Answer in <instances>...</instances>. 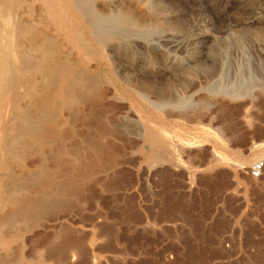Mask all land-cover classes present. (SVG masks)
I'll list each match as a JSON object with an SVG mask.
<instances>
[{
  "label": "rangeland",
  "instance_id": "rangeland-1",
  "mask_svg": "<svg viewBox=\"0 0 264 264\" xmlns=\"http://www.w3.org/2000/svg\"><path fill=\"white\" fill-rule=\"evenodd\" d=\"M61 1L68 38L88 44L100 70V134L88 104H74L59 111L53 144L9 163L20 181L36 172L50 185L28 186L26 198L62 187L72 204L3 230L12 210L0 205V264H264V173L250 176L264 162V0H147L141 13L138 0H99L101 16L151 12L160 24L112 43V54L94 48ZM141 81L157 90L152 105L134 92Z\"/></svg>",
  "mask_w": 264,
  "mask_h": 264
},
{
  "label": "bare ground",
  "instance_id": "bare-ground-1",
  "mask_svg": "<svg viewBox=\"0 0 264 264\" xmlns=\"http://www.w3.org/2000/svg\"><path fill=\"white\" fill-rule=\"evenodd\" d=\"M33 1L26 3V0H0V205L2 207L8 204L12 210L3 218L2 230L13 226L16 222L26 226L34 217L42 216L57 205L69 208L72 204V201L63 195L62 187L56 189L54 195L48 198H26L23 194L28 186H35L36 192L45 193L49 190V183L44 182L36 172L29 173L23 181H20V176L11 173L8 167L11 162H17V165L21 163L24 154L35 147L53 144L51 138L60 133L62 127V124L59 127L57 123L59 111L71 109L74 104L87 103L92 110L89 120L92 131L100 132V70L91 67L92 59L87 55L91 49L88 50V44L75 46L68 38L71 36L68 28L72 25L70 26L71 23L66 19L65 12L68 6L64 1ZM98 1L69 0V7L74 12L75 24L80 25L83 31L89 34L92 45L97 50L104 49L111 53L109 46L114 42L121 43L126 35L141 39L150 34L149 32H157L160 24L151 16L150 11L151 15L145 14L139 18L121 9L101 16L95 6ZM146 4H148L147 0H138L133 3V7L141 13L145 10ZM147 6L150 7V4ZM110 7L113 5L109 3ZM34 10L39 14L38 20L32 17ZM133 38L132 41L135 40ZM105 58L113 67L110 56L107 54ZM140 86L141 93L139 89L135 91V88V94L146 104L152 105L148 95L156 94L157 90L151 89L145 81H141ZM261 93L264 95V91L261 90ZM79 121L84 124L88 120L86 117L80 120L79 117ZM74 135L72 130L67 133L69 139ZM147 140L150 141L149 138ZM76 151L72 155L74 164L65 172V179L72 188H74L73 175L76 174V161H81L79 153L81 150ZM41 160L42 157L38 155V162ZM0 210L2 211L3 208ZM57 251L60 254L65 252L63 247L57 248Z\"/></svg>",
  "mask_w": 264,
  "mask_h": 264
},
{
  "label": "built area",
  "instance_id": "built-area-1",
  "mask_svg": "<svg viewBox=\"0 0 264 264\" xmlns=\"http://www.w3.org/2000/svg\"><path fill=\"white\" fill-rule=\"evenodd\" d=\"M264 173V162H255L250 169V176L254 179L260 178Z\"/></svg>",
  "mask_w": 264,
  "mask_h": 264
}]
</instances>
